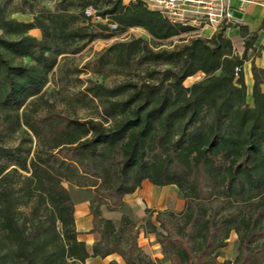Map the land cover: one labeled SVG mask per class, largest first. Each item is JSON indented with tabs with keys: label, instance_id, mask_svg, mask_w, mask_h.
<instances>
[{
	"label": "trees",
	"instance_id": "trees-1",
	"mask_svg": "<svg viewBox=\"0 0 264 264\" xmlns=\"http://www.w3.org/2000/svg\"><path fill=\"white\" fill-rule=\"evenodd\" d=\"M56 1L55 9L11 10L10 0H0V264H86L115 253L125 264H225L219 257L232 232L231 264H264V69L253 62L254 105L242 69L258 31L240 27L242 56L227 27L169 48L142 36L114 41L96 56L95 73L121 79H90L62 95L72 110L66 114L45 94L55 71L59 93L72 82L59 59L110 35L86 14L93 0ZM105 4L102 19L122 30L142 27L159 42L194 32L141 0ZM36 28L41 37L30 33ZM199 72L205 77L187 86ZM25 128L18 143L6 144ZM145 180L175 185L184 200L182 211H158L156 223L147 218L160 260L139 245L125 201ZM85 201L99 234L91 251L75 221V206ZM102 206L122 211L121 219L104 217Z\"/></svg>",
	"mask_w": 264,
	"mask_h": 264
},
{
	"label": "rangeland",
	"instance_id": "rangeland-1",
	"mask_svg": "<svg viewBox=\"0 0 264 264\" xmlns=\"http://www.w3.org/2000/svg\"><path fill=\"white\" fill-rule=\"evenodd\" d=\"M2 1L6 2V0H2ZM131 1H135V0H124L126 4H128ZM56 2H57L56 0H10L9 7L11 10H15L18 9L21 5H23L26 8H28L29 5H33L36 6L38 9H41L42 7L55 9L57 4ZM92 5H93V14H94V16L92 17V23L94 25L98 23H102L106 25L107 31H105V33L110 35V38L108 39L98 38L94 42L89 44L83 51H81V53L69 54L64 58L59 59V64L61 65V67H63V73L67 76L69 75L68 77L72 80L71 84L68 85L69 88L62 91V94L59 93V91H57L59 85L55 79L57 75L56 71L51 75L50 77L51 82L45 88L46 97L50 100V102H55L57 108H59L66 114L71 113L72 110L63 103L62 95H66V96L72 95L73 93L81 89L80 85L82 83H87L90 79L95 81L98 80L100 82H105L107 84L114 83L121 79L120 77H112V76L111 78L110 77L104 78L102 75L95 73L94 62L96 56L98 55L99 52L103 50V48L109 46L112 42L117 40H124L134 36L135 37L142 36L146 38L153 46L169 48L174 46L175 44H179L183 42L184 40H188L192 36H197L196 32L194 31L190 33H185L183 34V36L173 37L168 40L159 42L153 39V37L149 33H147V31L142 27L139 28L133 27L124 30L122 29L113 30L111 27L112 19L110 17L107 18L108 20L105 19L104 21H101L97 17L98 11L102 10L106 6L105 0H93ZM72 10L78 12L80 11V7L78 8L73 7ZM94 27L95 26H93V28ZM204 77H205L204 73L199 72L195 76L188 78L185 81V84L191 85L192 83L197 82L203 79ZM87 114L88 111L86 109L78 110V116L80 118H84ZM25 130L20 133L11 135L9 138H7L6 144L10 145V144L18 143L20 140L19 138L21 136H24V134H26L24 132H30L27 128H25ZM35 144H36V139L34 138V145ZM146 185L149 187L147 190H146ZM142 191H148L147 196L146 195L141 196L142 194L140 193H142ZM125 200H127L126 202L129 207L128 213L131 214V216L134 218L136 224L140 229V236H139L140 239L138 242L139 245L144 250V252H146V250L143 248L144 241L146 240V238L149 237V235L151 234L154 235L153 233L145 232L144 226L146 224L147 218H151V220L155 222V216L158 213V211L175 210L179 212L184 209V200L179 197L178 190L175 185L157 187L152 183L143 182L142 188L134 193L127 195L125 197ZM83 203L84 202L79 203L82 204V206L81 205L79 206L77 204L75 206V210L79 212L83 211V208L85 207L83 205L88 204V203L85 204ZM102 210H103V216L112 219L114 222L115 221L118 222L121 219L122 211H120L119 209H114V211H112V210H108L105 206H102ZM90 217H92L91 211H90ZM88 226L87 225L83 227L79 226L80 227L79 228L77 225V229H80V231L78 230L79 232L78 238L93 245L94 243L99 241V234L95 231H92L93 225L90 226L91 230L88 229ZM237 243H238V235L235 232H232L231 238L228 241V245L222 249L223 253L219 257V260L221 262H224L225 264H231V262L233 261V259L237 254V250H236ZM116 256L121 259L120 255L116 254ZM112 261L116 262L117 260H112ZM122 263L125 264V262L123 261Z\"/></svg>",
	"mask_w": 264,
	"mask_h": 264
},
{
	"label": "crops",
	"instance_id": "crops-1",
	"mask_svg": "<svg viewBox=\"0 0 264 264\" xmlns=\"http://www.w3.org/2000/svg\"><path fill=\"white\" fill-rule=\"evenodd\" d=\"M232 2V15L234 16L235 22L232 25L227 26L226 36H228L232 44L234 45V53L238 56H242L245 52L246 46L244 45V37L242 31L240 30L241 26H246L251 32L258 31L255 47L256 50L249 49L247 52L248 60L242 66L243 73L245 74V83L247 88V102L250 105L253 103V84L254 76L252 74V65L255 62L256 66L264 69V0H231ZM12 17L16 18L19 21H32L33 16L30 13L24 12H15L12 13ZM215 30L207 29L203 31L204 37L211 38L215 33ZM30 33L34 36H40L41 32L39 28L33 29ZM202 35V36H203ZM193 77V76H191ZM189 77V78H191ZM188 79V78H187ZM186 79V80H187ZM193 84V83H192ZM189 86V85H187ZM261 88L264 90V83L261 85ZM150 183L148 180H145L144 183ZM148 185V184H147ZM146 185V190L149 188ZM148 191H142L141 196H147ZM127 201V200H125ZM88 203V204H85ZM83 206V211L75 210V221L76 225L85 226L89 225L88 229L91 230L92 217H90L89 202L85 201ZM79 206L82 204H78ZM80 228V227H79ZM80 231V229H78ZM154 234V233H153ZM145 240V239H144ZM88 249L91 251L92 244L87 243ZM143 248L147 253L151 255L154 260H160L163 257V252L161 251V244L157 242L154 235H149L148 238L143 243ZM119 255V254H118ZM116 253L110 255L106 258L99 257H90L87 259L86 264H107L112 260H117L119 264L125 262L123 258H118ZM121 256V255H120ZM160 264H171L169 261H161Z\"/></svg>",
	"mask_w": 264,
	"mask_h": 264
},
{
	"label": "built area",
	"instance_id": "built-area-1",
	"mask_svg": "<svg viewBox=\"0 0 264 264\" xmlns=\"http://www.w3.org/2000/svg\"><path fill=\"white\" fill-rule=\"evenodd\" d=\"M150 9L159 10L174 23L190 25L198 35L207 29L218 30L235 22L232 15L231 0H141ZM86 14L93 17V7L86 9ZM98 19L104 21L99 15ZM108 20V19H107ZM113 30L118 24L111 22ZM236 70H240L236 67Z\"/></svg>",
	"mask_w": 264,
	"mask_h": 264
}]
</instances>
